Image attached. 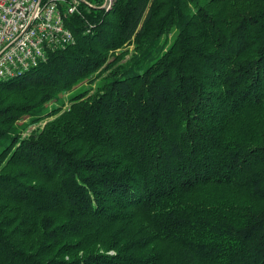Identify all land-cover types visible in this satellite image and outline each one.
Segmentation results:
<instances>
[{"label": "trees", "instance_id": "trees-1", "mask_svg": "<svg viewBox=\"0 0 264 264\" xmlns=\"http://www.w3.org/2000/svg\"><path fill=\"white\" fill-rule=\"evenodd\" d=\"M105 3L0 83V264H264V0Z\"/></svg>", "mask_w": 264, "mask_h": 264}, {"label": "built area", "instance_id": "built-area-1", "mask_svg": "<svg viewBox=\"0 0 264 264\" xmlns=\"http://www.w3.org/2000/svg\"><path fill=\"white\" fill-rule=\"evenodd\" d=\"M0 0V83L21 76L47 60L49 52L74 43L66 16L81 0ZM114 0H106L105 7Z\"/></svg>", "mask_w": 264, "mask_h": 264}, {"label": "rangeland", "instance_id": "rangeland-1", "mask_svg": "<svg viewBox=\"0 0 264 264\" xmlns=\"http://www.w3.org/2000/svg\"><path fill=\"white\" fill-rule=\"evenodd\" d=\"M134 47H130L129 49L132 51ZM129 57V54L127 55V58ZM68 97V95H66ZM69 107V104L66 105V108ZM46 122H43L41 124H39V126L45 124ZM32 129V128H31Z\"/></svg>", "mask_w": 264, "mask_h": 264}, {"label": "water", "instance_id": "water-1", "mask_svg": "<svg viewBox=\"0 0 264 264\" xmlns=\"http://www.w3.org/2000/svg\"><path fill=\"white\" fill-rule=\"evenodd\" d=\"M82 1V0H81Z\"/></svg>", "mask_w": 264, "mask_h": 264}]
</instances>
